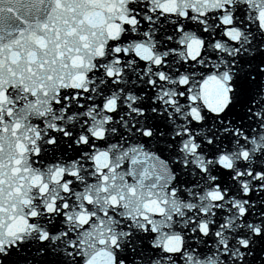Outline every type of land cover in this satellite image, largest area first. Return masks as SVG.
Returning a JSON list of instances; mask_svg holds the SVG:
<instances>
[{"label":"snow or ice","instance_id":"1","mask_svg":"<svg viewBox=\"0 0 264 264\" xmlns=\"http://www.w3.org/2000/svg\"><path fill=\"white\" fill-rule=\"evenodd\" d=\"M0 264H264V0H0Z\"/></svg>","mask_w":264,"mask_h":264}]
</instances>
